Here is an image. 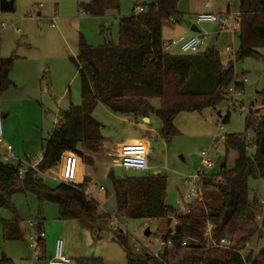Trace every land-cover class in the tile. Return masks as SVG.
<instances>
[{
	"label": "trees",
	"instance_id": "obj_1",
	"mask_svg": "<svg viewBox=\"0 0 264 264\" xmlns=\"http://www.w3.org/2000/svg\"><path fill=\"white\" fill-rule=\"evenodd\" d=\"M149 1L150 4L141 3L145 7L144 13L120 19L117 43L104 26L101 34L106 43L101 46H91L83 36L79 37L78 55L70 61L78 73L81 102L62 112L51 137L43 140L41 161L36 170L29 169L21 178L19 164L0 162V208H9L13 215L11 220L2 221L4 242L24 240L12 204L16 194H33L40 204H56L61 220L99 218L98 205L85 194L82 183L58 184L50 188L38 174L57 166L63 153L76 152V147L83 149L84 164H93L95 155L103 147L101 125L93 117L97 105L104 104L115 114L128 113L142 118L155 115L162 124L160 138L167 140L177 133L172 119L180 112L216 108L222 102L223 91L233 83L237 87L239 84L241 96L244 95V82L235 81L233 55L223 61L220 50L215 47H209L201 54L168 53L162 40V29L167 23L182 22L184 15L178 12L181 0ZM113 10H119V0H91L81 7V11L92 18H104ZM238 14L239 29L235 34L239 47L235 61L258 59L261 57L258 51L264 49V0H239ZM15 60L14 56L0 57V98L13 86L9 75ZM256 97L261 112L256 115L249 112L246 119L247 130L254 131L255 140L250 143L246 136H225V147L237 153L234 167L229 169L223 164V171L218 176H203L206 186L218 190L220 207L204 204L190 215H179L175 208L166 204L168 183L165 176L123 179L109 173L117 217L123 216L127 221L165 219L168 228L172 218L177 222L174 237L169 238L173 245L167 249L162 261L144 253L136 257L129 237L115 232L114 240L124 248L127 264H264V247L246 263L239 254L254 238L261 237L258 218L263 214V207L257 198L250 199L248 181L250 178L264 179V87L256 92ZM155 99L161 102L160 109L150 105V100ZM237 107L242 109V102L237 101ZM228 117L229 112L223 118L224 123ZM250 149L255 150L253 155L248 154ZM233 219H236V227L234 237L230 238L232 247L206 249L207 223L215 225L214 234L218 237ZM43 222L44 218L37 221L38 244L43 242L40 239ZM184 239L188 241L182 247L180 244ZM0 264L13 262L2 256ZM75 264L103 263L100 259H81Z\"/></svg>",
	"mask_w": 264,
	"mask_h": 264
},
{
	"label": "rangeland",
	"instance_id": "obj_2",
	"mask_svg": "<svg viewBox=\"0 0 264 264\" xmlns=\"http://www.w3.org/2000/svg\"><path fill=\"white\" fill-rule=\"evenodd\" d=\"M78 1L82 2V0ZM225 1L231 6L233 13L238 12L239 0H213V2L210 0H181L178 4V12L184 15L182 22L167 23L162 29V40L165 45L170 47V54L183 55L180 50L181 42L178 38L186 32H190L189 25L191 24L200 25L197 29L200 34L206 37V44L209 47L219 49L223 61L228 60L233 55L226 53L225 47H232L236 53L239 47L237 34L235 36L231 33L218 35L215 23L196 24L194 21L196 15L207 13L210 8L222 10ZM144 2L151 3L149 0H119V10L108 11L104 18L86 16L80 8L79 10L76 9V2H74L75 9L67 5V10L63 14H59V17L65 18L67 22L79 19L80 29L78 32L81 33L80 36H83L91 46H101L106 43L101 34V27L104 26L110 30L111 39L117 43L120 19L133 16L136 13L135 6L144 4ZM206 3H209V8L205 7ZM16 8H18L17 4ZM13 16L18 17V11L15 14L0 12V23L5 25V29L0 32V55L3 58L14 56L18 60L21 59L20 64L13 66L10 74V78L12 77L18 84V88H9L4 93L8 94L6 98L3 94L4 96L0 98V110L6 109L4 114H11L10 118L7 119L12 121L9 122L12 126L10 134L18 141V143L17 141L5 143L12 146L13 149L15 148L17 160L23 163L29 160V164L35 166L34 163H37L41 158V141L51 137L53 126L58 120L57 115L60 114L61 116L62 112L79 102L80 86L76 68L70 61L71 56L68 53L65 57H57L58 60L66 61L55 64L47 62V59L42 57L43 49L40 44H45L46 40L41 39L43 28L38 25L40 19L36 18L35 15L33 16L34 19L36 18L35 21L25 20L23 17L16 20L12 18ZM67 38H69L68 35ZM27 45L31 47H27ZM258 52L261 55L258 59H245L236 62L234 56L232 57L237 78L246 79L243 86L244 95L238 98V101L243 104L242 109L237 107L235 110L232 108L228 110L225 101L226 89L222 93V102L216 108L182 111L174 116L172 124L177 133L167 140L160 138L162 124L155 115H149L144 119L141 116H134V114H115L104 104L97 105L93 110V117L101 125L100 136L103 138V147L101 152L95 155L93 164L82 165L80 174V182L85 183L84 189L87 195H91L95 199H92L91 196L89 198L97 201L101 208L106 204V208H108V210L105 208L106 212L115 210L113 213L117 214L112 187L108 180L110 172H113L115 177L123 179L162 175L166 177L168 183L166 204L176 209V201L179 195L183 193L182 181L193 178L197 175L198 170H201V152H209L211 161L214 163L213 169H203L206 175L218 176L220 166L223 164L229 169L233 168L237 153L227 149L224 140L220 138L217 139L218 148L215 151L214 146H212L213 136L217 134L218 127L222 125L225 136H246L250 143L255 140L254 131L247 130L246 119L249 112L255 113V115L261 112V105L256 97V92L264 87V49ZM25 63L34 66L33 73L36 77L30 82L20 84L21 78L16 75H22L24 69L21 67L26 66ZM17 98H22L27 102L14 101ZM150 105L154 109L161 108V102L157 99L150 100ZM15 110L18 113L13 116ZM218 112L221 113V117L217 116ZM227 112H229V117L224 123L223 118ZM4 122L5 120L2 121L3 133L5 134ZM140 139H143L144 143L152 150V154L148 158L149 170L147 172H134L123 168L119 163L121 146ZM0 151L3 152V149ZM75 151L81 156L84 163L85 155L82 147H76ZM254 152V149H250L248 154L253 155ZM159 156L163 158L161 162L158 161ZM23 166L26 165L23 164ZM52 169L40 175V178L50 188L59 184L55 180ZM204 187L207 197L202 202L193 203L191 214L199 205L202 207L205 204L211 208L220 207L221 200L218 190L210 185ZM100 188H104L106 192H101ZM248 189L251 200L254 198L260 202L264 200V179H249ZM65 199L69 202L68 198ZM12 204L18 215L19 229L24 235V240L12 243L4 242L2 221L11 220L13 215L9 208H0V258L3 256V251L5 257L11 259L14 264H30L33 251L29 248L32 241L27 223L44 218L42 232L45 237H43L44 241L38 244V252L41 256L47 249H51L53 253L54 243L60 239L63 241L64 256L75 262L81 259H100L103 264H127L125 250L114 240L116 233L111 231L108 221L101 218L99 206V218L91 220L86 218L87 222L84 221L85 223H83V219L61 220L59 207L56 204L47 202L40 204L33 194H16L12 198ZM208 224L214 225L213 223ZM235 227L236 219L230 220L225 230L218 234L227 238L234 237ZM259 227L261 237L254 238L248 247L242 251L245 261L253 255L256 257L264 247L263 219L259 220ZM147 230L150 231L149 237L145 236ZM126 231L120 233L129 237L130 247L135 252L134 255L139 257L140 254H148L149 251H137L135 246H138L139 243L144 244L150 247L152 251L158 248L161 239L168 231V226L165 219L128 220ZM120 233L117 232V234ZM247 251L249 254L245 253ZM48 260L36 261L34 264H47ZM245 261L243 263H246Z\"/></svg>",
	"mask_w": 264,
	"mask_h": 264
},
{
	"label": "built area",
	"instance_id": "obj_3",
	"mask_svg": "<svg viewBox=\"0 0 264 264\" xmlns=\"http://www.w3.org/2000/svg\"><path fill=\"white\" fill-rule=\"evenodd\" d=\"M208 7V4L205 5ZM145 7L143 4H139L136 7V13H144ZM196 24H213L217 25L216 33L219 35L221 33H231L235 35V33L239 29V14L233 12H227L223 15L217 16L212 13H202L196 15V19H194ZM5 25L0 23V29H4ZM174 44V42H172ZM209 46L206 44V37L200 33H193L188 39H186L180 46V50L184 54H201L204 53ZM224 51L229 54L235 55L232 47L227 46L224 48ZM238 77V76H237ZM246 79L235 78V81L238 83L245 82ZM239 87V84H238ZM237 87V84H232L229 89H227L225 94V101L228 106V110L231 108L234 109L235 105H237L238 97L242 95V90ZM225 135L223 134V127L220 125L217 130V134L213 136L212 146H214L215 151L218 148L217 139L220 138L224 140ZM216 139V140H215ZM4 147V152H0V162L7 164L9 162L18 163L20 165L19 175L21 178H24L27 171L29 169L36 170V166H31L29 161L25 163L18 161L13 153V148L10 145H7L4 141L3 135V123L0 118V147ZM152 154V150L142 142H132L127 143L121 146L120 150V165L128 170H132L134 172H147L149 170L148 166V158L149 155ZM201 170H198L197 175L193 178H187L183 180V193L179 195V198L176 201V213L179 215H190L191 207L194 202H202L207 197V192L205 191V184L203 176L205 175L204 170H211L214 168V163L211 161V154L209 152H201ZM23 164L26 166L24 167ZM83 162L80 156L77 155L74 151H66L63 153L59 163L55 166L53 170V174L55 176V180L59 184L63 185H76L80 183V174ZM39 175L43 173L38 172ZM207 178V177H206ZM104 192V189H100ZM263 207V214L260 219H264V200L260 202ZM108 225L113 232H127V220L121 216L117 217L116 214H111L108 217ZM177 225L175 218H172V223L168 228L167 233L161 239L158 248L153 251L147 245H141L139 243L138 246H135L137 251L147 250L148 254L152 255L159 261H162L164 254L166 253L169 247H172L173 242L169 239L170 237H174V230ZM28 228L31 232V241L32 243L29 245V248L33 251L32 262L39 261L41 258L40 252H38V242L34 237L35 229L37 228L36 221H32L28 223ZM215 226L208 224L205 229V237L208 241V245L206 249H230L233 245V241L230 238L221 236L216 237L214 234ZM44 234L40 235V239H42ZM216 237V238H215ZM188 239H184L181 242V246L184 247L187 244ZM249 254V251L245 252ZM243 261H245L244 255L242 251L239 252ZM254 255L252 259H254ZM47 264H75L71 259L64 256L63 254V241L57 239L54 245V251L52 257L48 260Z\"/></svg>",
	"mask_w": 264,
	"mask_h": 264
},
{
	"label": "crops",
	"instance_id": "obj_4",
	"mask_svg": "<svg viewBox=\"0 0 264 264\" xmlns=\"http://www.w3.org/2000/svg\"><path fill=\"white\" fill-rule=\"evenodd\" d=\"M83 1L84 0H82V2L78 1V0H14L15 12H13V13L15 14L16 11H18L19 16L18 17L13 16L12 18L17 20V18H22L23 17L25 20H30V21H33V20L35 21L36 18L40 19L38 21V25H39V27L43 28L41 30V31H43V35H42L41 39H45L46 40L45 44H40L41 48L43 49L42 57L44 59H47V62H50L51 64L64 62L66 60H58L57 57H65V56H67V53L71 56L70 58H72V57L75 58L78 55V39H79L80 34H81L80 32H78V30L80 29V23L78 22L79 19L73 20L72 22H67L65 18H60L59 14H63V12L65 10H67V7H66L67 5H69L70 8H72V9L74 8L75 9L74 2H76V5H75L76 9L79 10V8L81 9V7L83 5L88 4L91 0H86V2H83ZM210 1L213 2V0H210ZM16 4L18 5V8H16ZM206 4H208V8H209L210 7L209 3H206ZM212 5H213V3L211 4V7H212ZM208 12H210L212 14L214 13V14H217V15H223V14H225L227 12H233V11L231 10V6L228 5V2L225 1L224 4H223V9L222 10H213V9L210 8V10ZM237 13H239V8H238V12ZM35 15H36V18L34 19L33 16H35ZM27 18H29V19H27ZM49 24H51V27H49ZM192 26H195V28H197L200 25H194V24L193 25L192 24L189 25L190 32H186L183 36L178 38L179 42H181V44L186 39H188L190 36H192V34H193L191 32ZM2 30L3 29H0V32ZM67 35L69 36V38H67ZM164 45H165V43H164ZM27 47H31V46L27 45ZM165 48H166L167 52L170 53L169 52V48L170 47L168 45H165ZM75 50H76V54H75ZM0 51H1V48H0ZM0 57L3 58L2 55H0ZM20 60L21 59L18 60V58H17L15 63H14V65L20 64L19 63ZM25 65L26 66L23 65L22 67L20 65V67L24 69L22 71V75H19V76L16 75L18 78H21L19 80V81H21L20 84H24V82H30V80H33L36 77V75L33 73L34 66H32L30 63L29 64L25 63ZM10 74H11V72H10ZM76 75H77V78H78L77 70H76ZM9 77H10V75H9ZM10 79H11V81L13 83V81H14L13 78L11 77ZM78 81H79V78H78ZM79 86H80V82H79ZM11 88H18V84L14 81L13 86H11L10 89ZM39 93L42 94L41 92H39ZM4 95H5V98H6V96H8V94H4ZM14 101H16V102H19V101L20 102H27V100H24L22 98H17V100H14ZM80 102H81V100H79V102L77 104L71 105V106H79ZM235 109H237V105H235L234 110ZM4 111H6V109L2 108L0 110V118L2 117L1 119L5 120V122H4L5 134L3 133V135H4V138H5L4 139L5 142L7 144H9L10 142L11 143L12 142H16L17 139H14L11 136V134H10V130L12 129V126L9 124V122L11 120L8 121L7 119L10 118L11 114H4ZM17 113L18 112L15 110L13 112V116H16ZM57 117H58V120L61 119L60 114L57 115ZM144 119H146V118H144ZM58 120L54 124V126L58 123ZM54 126H53V129H54ZM53 129H52V132H53ZM42 142H43V140L41 141V147H42ZM134 142H142V143H144L143 139L135 140ZM17 143H18V141H17ZM217 143H218V141H217ZM0 148H1L0 150L3 149V152H4V147L1 146ZM14 151L16 152L15 148L13 149V153L15 154ZM15 157L17 158L16 154H15ZM18 158L20 159L19 156H18ZM27 161H29V160H27ZM40 161H41V158L38 160L37 163H34V164L37 165ZM15 164H18V163H15ZM80 183H82L84 185V187H85V183L84 182H80ZM248 184H249V181H248ZM182 186H183V181H182ZM102 189H104V188H102ZM84 192L87 195V192L85 191V189H84ZM105 192L106 191L104 189L103 193H105ZM112 195L114 197L113 192H112ZM89 196H91V195H89ZM91 198L95 199L93 196H91ZM250 199H251V196H250ZM114 201H115V199H114ZM96 203L98 204L97 201H96ZM98 206H99V211H100V214H101V218H103L106 221L108 220V217L111 215V213H113L115 211V210H112L110 212H106L105 211L106 204L103 205V208H101L99 204H98ZM106 209L108 210V208H106ZM86 218H88V217L81 218V219H83V223L87 222ZM259 220H260V218H258V221ZM35 221L37 223V220H35ZM30 222H28V223H30ZM28 223H27V225H28ZM41 234H43V232ZM36 235H37V228L35 229V233H34V237L35 238H36ZM43 237H45V236H43ZM30 240H31V237H30ZM36 240H37V238H36ZM42 241H44L43 238H42ZM14 242H16V241H14ZM8 243H12V242H8ZM54 245H55V243H54ZM44 248L46 249V247H44ZM52 248H53V246H52ZM2 255L5 256L3 251H2ZM48 255H49V257H48ZM52 255H53V253H52L51 249L45 250L44 254L41 256V261H46V259H50L52 257ZM9 260H11V259H9ZM29 262H31L30 264H34L35 263V262H32V258H31V261H29ZM73 262L76 263L77 261L76 262L73 261ZM13 264H14V262H13Z\"/></svg>",
	"mask_w": 264,
	"mask_h": 264
},
{
	"label": "water",
	"instance_id": "obj_5",
	"mask_svg": "<svg viewBox=\"0 0 264 264\" xmlns=\"http://www.w3.org/2000/svg\"><path fill=\"white\" fill-rule=\"evenodd\" d=\"M0 12H2V13H13V12H15L14 0H0ZM191 32L192 33H199L198 29L195 28V26H192ZM217 116L221 117V113L218 112ZM162 160H163V158L160 156L158 161L161 162ZM222 171H223V165L220 166V172H222ZM145 236L146 237L150 236V231L149 230H147L145 232Z\"/></svg>",
	"mask_w": 264,
	"mask_h": 264
}]
</instances>
